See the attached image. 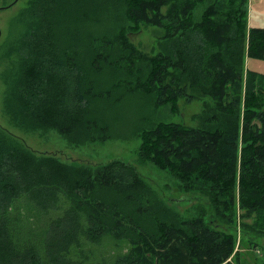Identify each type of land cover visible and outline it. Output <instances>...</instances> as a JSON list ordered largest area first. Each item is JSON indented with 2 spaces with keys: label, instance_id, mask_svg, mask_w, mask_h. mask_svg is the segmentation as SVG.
<instances>
[{
  "label": "trees",
  "instance_id": "16d2710c",
  "mask_svg": "<svg viewBox=\"0 0 264 264\" xmlns=\"http://www.w3.org/2000/svg\"><path fill=\"white\" fill-rule=\"evenodd\" d=\"M34 28L17 44L4 111L16 126L54 130L75 146L111 138L129 96L143 123L137 161L177 180L181 214L134 165L36 155L0 130V264H264V27L247 0H29ZM156 27V52L129 38ZM201 100L195 126L151 120ZM147 125V126H146ZM20 202L42 216L23 221ZM126 243L113 259L92 245Z\"/></svg>",
  "mask_w": 264,
  "mask_h": 264
},
{
  "label": "rangeland",
  "instance_id": "374dc122",
  "mask_svg": "<svg viewBox=\"0 0 264 264\" xmlns=\"http://www.w3.org/2000/svg\"><path fill=\"white\" fill-rule=\"evenodd\" d=\"M29 0H0V7L10 5L0 10V130L12 136L19 145L28 148L36 155L51 154L68 163L100 164L113 159H120L134 165L139 174L157 190L159 195L172 204V207L186 214L191 211L190 204L183 198L178 189L177 180L167 172L158 169L150 163L141 164L137 161V149L140 138L137 128L141 123L138 118L142 115L139 100L127 96L123 106H119L117 114L110 115L113 120L110 133L111 138L103 142L86 143L75 146L54 130L31 131L14 125L4 111V100L9 89L10 75H14L17 69L18 55L16 46L19 41L35 26V19L27 14L26 9ZM247 14L249 26L264 27V0H247ZM160 30L156 27H142L139 33H130V41L135 43L146 53L156 52L157 37ZM245 67L264 74V58L257 59L247 57ZM202 101L193 100L186 103L179 100V113L170 112L168 108L161 112L148 111L149 118L165 121L184 122L195 126L197 120L194 115L201 110ZM147 126V125H146ZM20 211L23 221L29 227L41 231L44 216L24 202H20ZM128 249V244H116L111 239H106L101 245H92L91 251L94 259L111 260L117 254ZM253 251H244L240 264H254Z\"/></svg>",
  "mask_w": 264,
  "mask_h": 264
},
{
  "label": "flooded vegetation",
  "instance_id": "af4514ba",
  "mask_svg": "<svg viewBox=\"0 0 264 264\" xmlns=\"http://www.w3.org/2000/svg\"><path fill=\"white\" fill-rule=\"evenodd\" d=\"M14 1H16V0H14ZM7 7H10V5H7V6H1V7H0V10L6 9Z\"/></svg>",
  "mask_w": 264,
  "mask_h": 264
},
{
  "label": "crops",
  "instance_id": "0c3cea01",
  "mask_svg": "<svg viewBox=\"0 0 264 264\" xmlns=\"http://www.w3.org/2000/svg\"><path fill=\"white\" fill-rule=\"evenodd\" d=\"M249 24V23H248Z\"/></svg>",
  "mask_w": 264,
  "mask_h": 264
}]
</instances>
